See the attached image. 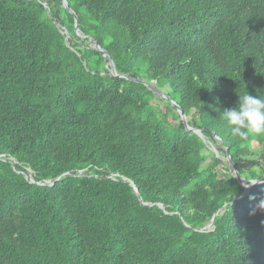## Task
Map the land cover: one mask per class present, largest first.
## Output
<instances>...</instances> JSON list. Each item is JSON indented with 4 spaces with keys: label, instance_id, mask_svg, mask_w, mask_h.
Masks as SVG:
<instances>
[{
    "label": "trees",
    "instance_id": "1",
    "mask_svg": "<svg viewBox=\"0 0 264 264\" xmlns=\"http://www.w3.org/2000/svg\"><path fill=\"white\" fill-rule=\"evenodd\" d=\"M65 1L81 36L0 0V264H264V182L232 173L264 180V136L222 119L264 96V0Z\"/></svg>",
    "mask_w": 264,
    "mask_h": 264
},
{
    "label": "clouds",
    "instance_id": "2",
    "mask_svg": "<svg viewBox=\"0 0 264 264\" xmlns=\"http://www.w3.org/2000/svg\"><path fill=\"white\" fill-rule=\"evenodd\" d=\"M237 94L236 107L222 112V119L230 127L232 135L241 139L264 136V96L260 93L253 96L248 91ZM258 208L264 210V200L260 201Z\"/></svg>",
    "mask_w": 264,
    "mask_h": 264
},
{
    "label": "water",
    "instance_id": "3",
    "mask_svg": "<svg viewBox=\"0 0 264 264\" xmlns=\"http://www.w3.org/2000/svg\"><path fill=\"white\" fill-rule=\"evenodd\" d=\"M64 7H65L70 13L73 14L74 19H75V29H76L77 34L79 35V29H78V18H77V16H76L75 12H74L73 10L70 9L68 2L65 1V0H64ZM66 33L68 34L67 31H66ZM79 36H81V35H79ZM90 42H91V47H92L93 49H96L97 51L102 52L103 55H104V57H106V58L108 59L107 66L109 67L110 73H111L112 75H114V76H119V77H124V78H127V79H132V78H130V77L127 76V75H119V74L117 73V70H116V67H115V63H114L112 57L110 56V54H109L107 51H105L104 49H102V48H101V47H100L95 41H93L92 39H90ZM137 81H138V82H141V83H143V84H145L149 89H151V90L154 91L155 93L163 95V93L161 92V90H159L158 88H156V87L153 86L152 84L146 83V82H144V81H142V80H137ZM167 99L170 101L169 97H167ZM178 110H179V112H180V115H181L182 121H183V123L185 124L186 128H187L189 131L195 132V133L198 134L200 137H204L200 129H196V128L191 127V126L188 125V123H187V117H186V115L184 114L183 110H182L181 108H179V107H178ZM232 167H233V174L236 175V177L238 178V180L240 181V183L244 186L246 192H248V191H249L253 186H255L256 184H259V183L264 182V180H260V181H258V180H254V181H250V183H245L247 180L238 177V172H237V170L234 168L233 165H232ZM67 175H68V173L64 174L63 176H67ZM79 175H80V176H83L84 174H83L82 172H80ZM251 182H256V183L253 184V183H251ZM48 183L51 184V183H53V182H48ZM130 184H131L132 186H134L133 183L130 182ZM212 224H213V220L211 221L209 227H210Z\"/></svg>",
    "mask_w": 264,
    "mask_h": 264
},
{
    "label": "rangeland",
    "instance_id": "4",
    "mask_svg": "<svg viewBox=\"0 0 264 264\" xmlns=\"http://www.w3.org/2000/svg\"><path fill=\"white\" fill-rule=\"evenodd\" d=\"M62 32H63L64 35H66V38L69 37V35L66 33V31L64 29H62ZM161 92L163 93V95L156 94L157 96L155 97L156 99H154V103H156L161 109H164L165 107L160 102V99L162 100V98H166L165 93H167L168 90L167 89H164V90L162 89ZM172 103H173L174 106L177 105L176 102H172ZM177 112L180 115L179 110H177ZM180 117H181V115H180ZM187 123H188V125L190 123V118L189 117H187ZM202 138L205 140L204 142L206 143V148L202 152L205 155V157H206L204 166H207V164L211 161L212 156L220 159L222 161V163H226L228 161L226 147L217 138L211 139V140H207V138H205V137H202ZM261 164L264 167V160H261ZM229 167L231 168L230 165H229ZM232 173H233V171H232ZM245 183H250V181H246Z\"/></svg>",
    "mask_w": 264,
    "mask_h": 264
}]
</instances>
